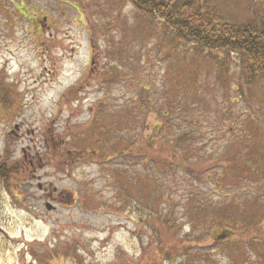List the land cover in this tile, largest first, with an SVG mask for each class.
<instances>
[{
  "label": "rangeland",
  "instance_id": "rangeland-1",
  "mask_svg": "<svg viewBox=\"0 0 264 264\" xmlns=\"http://www.w3.org/2000/svg\"><path fill=\"white\" fill-rule=\"evenodd\" d=\"M205 1L243 21L264 10V0ZM169 37L160 21L146 23L128 3L0 0V157L6 168H19L0 179V264H182L176 253L164 259L162 249L176 246L190 229L188 210L197 202L186 208L188 196L218 198L210 191L212 179L178 170L159 178L158 186L139 183L127 191L116 168L128 174L149 169L132 157L126 163L104 158L102 143L118 145L119 139L113 132L100 137V128L119 123L131 144L133 126L144 129L155 115L147 99L182 100L205 136L217 116L228 113L239 126L242 115L257 114L264 143V80L247 85L234 53L201 56ZM129 108L140 109L135 114L142 121ZM226 136L213 144L220 149ZM165 185L168 197L157 198L151 211L158 214L160 205L166 216L170 210L177 229L162 228L145 210L141 218L136 206L141 198L152 204ZM208 229L189 231L192 251L184 264H203L196 258L209 249ZM211 256L214 264H228L219 249Z\"/></svg>",
  "mask_w": 264,
  "mask_h": 264
},
{
  "label": "trees",
  "instance_id": "trees-1",
  "mask_svg": "<svg viewBox=\"0 0 264 264\" xmlns=\"http://www.w3.org/2000/svg\"><path fill=\"white\" fill-rule=\"evenodd\" d=\"M113 1L131 4L148 24H154L155 20L160 21L163 28L170 32L169 39L189 44L193 51L201 56L220 52L227 58L229 53H234L247 85L264 80V10L243 21L223 15L214 4H208L205 0ZM224 64L225 62L221 63ZM143 89L146 90L145 87ZM2 91L1 88L0 92ZM141 100L143 105L144 97ZM147 105H152L155 115L149 121L151 124L144 126V129L143 125L142 129L133 126L135 137H132L131 144L127 142L131 136L126 129L119 127V123L108 122L110 127L107 123H101L100 137L113 132L112 135L118 136L119 139L118 145L102 143L101 150L104 151L101 152L104 153V158H125L123 163H126L127 158L132 157L138 160L139 166H144L145 161V166L149 169L148 173L136 169L128 174V170L117 167L116 173L120 179H126L125 186H130L127 191L131 190L132 185L139 183L151 186L154 182L157 185L159 178L169 179L168 174L178 170L205 182L212 179L214 187L210 188V191L218 198L208 200L202 197L205 194L199 193L191 194L194 197L188 196L183 202L186 208L189 202H197L196 211L193 207L188 210L189 231L196 226L200 232L209 228L206 235L210 240V246L207 247L209 249L196 259L203 264H214L217 260L211 253L219 249L228 264H264V143H259L258 137L261 118L249 112L242 115L237 126L231 123L232 119L226 113L217 116L212 122L210 134L205 136L206 131L202 132L197 126L201 121L189 113L191 106L187 102L181 100L177 105L152 104L147 99ZM127 108L126 106L122 110ZM138 111L132 112L130 109L136 122L138 119L142 121V117L138 118L135 114ZM96 116L102 118L100 108L96 111ZM145 129L146 132H143ZM91 135L96 136V131ZM223 136H226L228 141L219 149L213 143ZM137 139L139 141H136ZM140 141L142 143L138 145ZM199 161L202 163H198ZM5 165V161L0 157V179L3 180H7L10 173L19 170L18 164H13L10 168ZM119 188L124 192V185ZM167 189L169 188L165 185L152 204L149 200L144 202L141 198L143 202L139 200L136 206L140 205L142 209L141 218L145 215V210L148 219L153 216L151 221L159 220L163 224L162 228L177 229V225L171 224L169 219L170 210L166 216H162L166 208H160V205L158 214L151 211L156 210L157 198L168 197L163 196ZM127 191L125 195L129 199L130 194ZM165 203L163 205L167 207ZM189 231L181 238L178 236L176 246L173 244L170 249L164 246V259H170L174 253L182 258V264L189 259L192 251L188 246Z\"/></svg>",
  "mask_w": 264,
  "mask_h": 264
},
{
  "label": "water",
  "instance_id": "water-1",
  "mask_svg": "<svg viewBox=\"0 0 264 264\" xmlns=\"http://www.w3.org/2000/svg\"><path fill=\"white\" fill-rule=\"evenodd\" d=\"M37 186H38L39 189H41V184L40 183H38ZM44 206H45V208L47 210L53 209V206L49 202H45Z\"/></svg>",
  "mask_w": 264,
  "mask_h": 264
},
{
  "label": "flooded vegetation",
  "instance_id": "flooded-vegetation-1",
  "mask_svg": "<svg viewBox=\"0 0 264 264\" xmlns=\"http://www.w3.org/2000/svg\"><path fill=\"white\" fill-rule=\"evenodd\" d=\"M44 189V188H43Z\"/></svg>",
  "mask_w": 264,
  "mask_h": 264
}]
</instances>
